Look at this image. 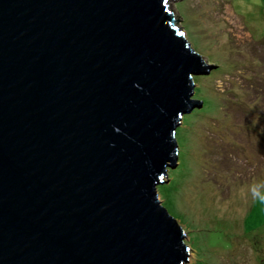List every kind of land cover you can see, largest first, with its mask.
I'll use <instances>...</instances> for the list:
<instances>
[{
    "label": "water",
    "instance_id": "95a60500",
    "mask_svg": "<svg viewBox=\"0 0 264 264\" xmlns=\"http://www.w3.org/2000/svg\"><path fill=\"white\" fill-rule=\"evenodd\" d=\"M171 0H0V264H186L157 185L206 65Z\"/></svg>",
    "mask_w": 264,
    "mask_h": 264
},
{
    "label": "rangeland",
    "instance_id": "374dc122",
    "mask_svg": "<svg viewBox=\"0 0 264 264\" xmlns=\"http://www.w3.org/2000/svg\"><path fill=\"white\" fill-rule=\"evenodd\" d=\"M207 74L175 130V168L157 185L178 222L186 264H264V0H171Z\"/></svg>",
    "mask_w": 264,
    "mask_h": 264
},
{
    "label": "trees",
    "instance_id": "16d2710c",
    "mask_svg": "<svg viewBox=\"0 0 264 264\" xmlns=\"http://www.w3.org/2000/svg\"><path fill=\"white\" fill-rule=\"evenodd\" d=\"M179 153V152H178Z\"/></svg>",
    "mask_w": 264,
    "mask_h": 264
}]
</instances>
